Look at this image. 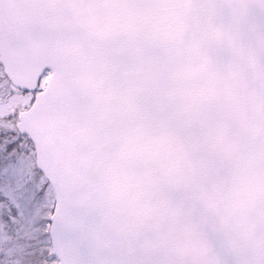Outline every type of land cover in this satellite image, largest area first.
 I'll use <instances>...</instances> for the list:
<instances>
[{
  "label": "snow or ice",
  "instance_id": "snow-or-ice-1",
  "mask_svg": "<svg viewBox=\"0 0 264 264\" xmlns=\"http://www.w3.org/2000/svg\"><path fill=\"white\" fill-rule=\"evenodd\" d=\"M0 264H264V0H0Z\"/></svg>",
  "mask_w": 264,
  "mask_h": 264
}]
</instances>
